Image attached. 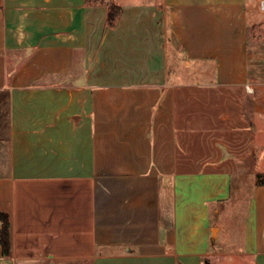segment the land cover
Listing matches in <instances>:
<instances>
[{"label":"crops","instance_id":"1","mask_svg":"<svg viewBox=\"0 0 264 264\" xmlns=\"http://www.w3.org/2000/svg\"><path fill=\"white\" fill-rule=\"evenodd\" d=\"M112 2L0 0V264H264L260 0Z\"/></svg>","mask_w":264,"mask_h":264},{"label":"trees","instance_id":"2","mask_svg":"<svg viewBox=\"0 0 264 264\" xmlns=\"http://www.w3.org/2000/svg\"><path fill=\"white\" fill-rule=\"evenodd\" d=\"M106 0H87L89 3L104 2ZM109 5L107 23L113 26L116 22L118 15L121 12V8L115 5L112 0H107ZM0 243L3 247L5 255H11V239H10V219L9 214L0 209Z\"/></svg>","mask_w":264,"mask_h":264},{"label":"rangeland","instance_id":"3","mask_svg":"<svg viewBox=\"0 0 264 264\" xmlns=\"http://www.w3.org/2000/svg\"><path fill=\"white\" fill-rule=\"evenodd\" d=\"M186 62H188V60ZM5 120H6V109L4 107V109L0 113V122L2 123L1 127L3 128V129H1L2 134H4L6 132V131H4L5 128L3 127ZM3 150H4V148L0 151V162H1V164H3L7 159V154L5 153L6 150H5V152ZM2 172H3V167H2V169H0V173H2Z\"/></svg>","mask_w":264,"mask_h":264},{"label":"built area","instance_id":"4","mask_svg":"<svg viewBox=\"0 0 264 264\" xmlns=\"http://www.w3.org/2000/svg\"><path fill=\"white\" fill-rule=\"evenodd\" d=\"M260 8L264 10V0H260L259 2ZM249 89V87H247Z\"/></svg>","mask_w":264,"mask_h":264}]
</instances>
